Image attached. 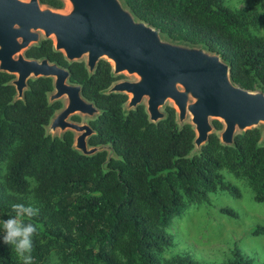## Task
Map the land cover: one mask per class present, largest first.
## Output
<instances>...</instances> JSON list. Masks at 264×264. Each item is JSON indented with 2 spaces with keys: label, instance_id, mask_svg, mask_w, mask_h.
Listing matches in <instances>:
<instances>
[{
  "label": "trees",
  "instance_id": "trees-1",
  "mask_svg": "<svg viewBox=\"0 0 264 264\" xmlns=\"http://www.w3.org/2000/svg\"><path fill=\"white\" fill-rule=\"evenodd\" d=\"M134 19L158 31L166 40L201 47L229 66V79L238 87L264 94V42L253 32L264 29V0H249L251 14H233L223 0H121ZM52 9L60 0H39ZM26 59H46L68 71V83L99 109L89 122L95 135L90 147L104 145L85 157L72 150V135H46L45 128L61 102H47L51 79L26 82L22 99L14 101L12 75L0 72V220L11 213V194H23L28 179L35 184L40 212L33 218V264H45L50 253L65 264H158L157 254L170 244L164 230L185 210L184 199L198 202L207 193L238 191L223 181L220 171L244 178L253 200L264 202V145L261 129L233 137L232 146L219 144L222 126L194 151L188 123L178 125L175 112L164 106L165 118L147 121L144 107L123 112L126 96L102 94L121 76L112 77L107 62H97L91 75L83 61L68 63L52 50L50 40L24 51ZM76 120V118H73ZM223 213L233 216L229 210ZM254 235L264 228L255 227ZM118 255L120 257H118ZM0 264H21L0 236ZM176 264H193L190 259ZM226 264H251L237 250Z\"/></svg>",
  "mask_w": 264,
  "mask_h": 264
},
{
  "label": "water",
  "instance_id": "water-1",
  "mask_svg": "<svg viewBox=\"0 0 264 264\" xmlns=\"http://www.w3.org/2000/svg\"><path fill=\"white\" fill-rule=\"evenodd\" d=\"M66 12L40 7L38 0H0V72L12 75L14 101L22 99L29 79H51L48 104L63 100L50 118L46 135L73 133L72 150L88 157L107 151L104 145L87 147L95 135L89 125L69 121L73 115L90 121L100 115L92 102L81 96L80 87L68 83V71L46 59H26L24 51L50 40L52 50L68 62L84 63L91 75L97 62L110 66L112 77L125 74L134 80L116 81L102 94H123L126 113L144 106L149 123L165 118L161 109L170 102L178 125L191 126L194 151L213 132L211 121L222 129L219 144L232 146L233 137L264 125V94L231 83L229 66L201 47L173 43L157 30L134 19L120 0H64ZM264 145V140L261 141Z\"/></svg>",
  "mask_w": 264,
  "mask_h": 264
},
{
  "label": "rangeland",
  "instance_id": "rangeland-1",
  "mask_svg": "<svg viewBox=\"0 0 264 264\" xmlns=\"http://www.w3.org/2000/svg\"><path fill=\"white\" fill-rule=\"evenodd\" d=\"M223 2L233 14L254 12V7L249 0H223ZM61 3V8L54 10L66 12V2L61 0ZM40 7H46V5H40ZM253 36L264 42V29L260 28L253 32ZM121 77L117 81L134 80L132 76L125 74ZM252 91L259 92L256 88ZM127 98L126 96V100ZM60 102L62 107L63 100L61 99ZM170 105L168 101L165 103V106L171 107ZM172 111L175 112L173 108ZM188 118L186 123H188ZM69 120L88 123V125L90 122L89 119L78 115H73ZM259 127L262 134L261 141H263L264 125L260 124ZM54 135L58 136L57 133ZM71 135L73 139L74 134L71 133ZM4 171V166H2L0 181ZM220 174L224 182L237 189L238 197L216 190L207 193L202 201L188 203L184 199V212L180 217L173 219L163 232L170 238V244L157 254L158 264H176L177 260L182 259H190L193 264H226L232 260L234 250L248 259L251 264H264V236L251 233L255 227L264 228V202L257 203L253 200L252 190L244 178H236L226 170L220 171ZM35 187V182L28 179L26 192L20 195L11 194L10 200L14 204H32L37 207ZM222 210L231 211L233 216L223 213ZM45 264H65V261L62 256L52 252Z\"/></svg>",
  "mask_w": 264,
  "mask_h": 264
},
{
  "label": "clouds",
  "instance_id": "clouds-1",
  "mask_svg": "<svg viewBox=\"0 0 264 264\" xmlns=\"http://www.w3.org/2000/svg\"><path fill=\"white\" fill-rule=\"evenodd\" d=\"M40 209L32 204L15 203L7 219L0 220V236L11 247L21 264H33V238L38 234V225L33 218Z\"/></svg>",
  "mask_w": 264,
  "mask_h": 264
},
{
  "label": "flooded vegetation",
  "instance_id": "flooded-vegetation-1",
  "mask_svg": "<svg viewBox=\"0 0 264 264\" xmlns=\"http://www.w3.org/2000/svg\"><path fill=\"white\" fill-rule=\"evenodd\" d=\"M60 2H61V0H60ZM38 3H39V0H38ZM39 5H42V4H40L39 3ZM61 6H62V3H61ZM48 7V6H47ZM72 117H70L69 119H71ZM70 121V120H69ZM72 121V120H71ZM72 122H75V121H72ZM76 123H78V122H76ZM78 124H80V123H78ZM87 125H88V123H86Z\"/></svg>",
  "mask_w": 264,
  "mask_h": 264
}]
</instances>
